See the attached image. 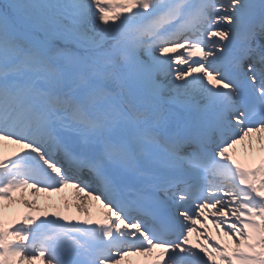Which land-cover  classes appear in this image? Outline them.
<instances>
[{
  "label": "snow or ice",
  "instance_id": "obj_1",
  "mask_svg": "<svg viewBox=\"0 0 264 264\" xmlns=\"http://www.w3.org/2000/svg\"><path fill=\"white\" fill-rule=\"evenodd\" d=\"M0 264H264V0H0Z\"/></svg>",
  "mask_w": 264,
  "mask_h": 264
},
{
  "label": "bare ground",
  "instance_id": "obj_2",
  "mask_svg": "<svg viewBox=\"0 0 264 264\" xmlns=\"http://www.w3.org/2000/svg\"><path fill=\"white\" fill-rule=\"evenodd\" d=\"M194 75H196V74H194ZM8 147H13V146H8ZM245 150H246L245 144H244V146L242 144L236 146V152L241 157L245 154ZM78 195L82 196L83 194L81 193V194H78ZM35 198L39 201V204L37 205V207H35V208H22L21 207L20 211L33 210V211H36V212L40 213L43 210V207H42L43 205L55 201L57 204H60V205H62L64 203H67L69 205V208L67 209V212L71 211V212H68V213H70L72 216L80 218V219H84V218L96 219V218H98L99 216H101L103 214V209H101L100 206L95 201L85 200L84 203L82 205H80L79 199L78 198H74L73 190L70 189V188L69 189H65L61 193H53L51 195L46 194V193H38V194H36ZM78 205H80V210L79 211L77 210V206ZM49 209L52 210V211L53 210L64 211V209H62V208H60V209L49 208ZM40 214L42 215L43 213H40ZM203 220H204V218H203ZM73 223H75V220H73ZM196 228L200 231L202 227H201L200 224H197ZM208 228H209V232L208 233H210L211 235H213L217 239H221L220 237L216 236L215 231H212L211 223L208 224ZM201 237H197L194 234L191 237V239L193 241H195L196 239H201ZM129 259L134 262V261L140 259V257H130Z\"/></svg>",
  "mask_w": 264,
  "mask_h": 264
},
{
  "label": "rangeland",
  "instance_id": "obj_3",
  "mask_svg": "<svg viewBox=\"0 0 264 264\" xmlns=\"http://www.w3.org/2000/svg\"><path fill=\"white\" fill-rule=\"evenodd\" d=\"M243 146H244V144H242ZM44 208H43V210L40 212V213H43L44 212ZM48 211H52V210H50L49 208L47 209ZM29 211H33V210H29ZM34 212H36V211H34ZM68 212H71V211H68ZM38 213V212H37ZM210 235V243H215V242H217V238L216 237H214L213 235H211L210 233H205V236H209ZM202 239H204V237L202 238ZM201 239V240H202Z\"/></svg>",
  "mask_w": 264,
  "mask_h": 264
}]
</instances>
